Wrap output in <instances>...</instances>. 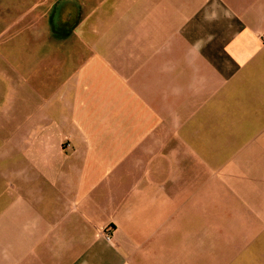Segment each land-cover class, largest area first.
I'll return each mask as SVG.
<instances>
[{
  "label": "crops",
  "instance_id": "1",
  "mask_svg": "<svg viewBox=\"0 0 264 264\" xmlns=\"http://www.w3.org/2000/svg\"><path fill=\"white\" fill-rule=\"evenodd\" d=\"M85 2L0 0V264H264V0Z\"/></svg>",
  "mask_w": 264,
  "mask_h": 264
},
{
  "label": "rangeland",
  "instance_id": "2",
  "mask_svg": "<svg viewBox=\"0 0 264 264\" xmlns=\"http://www.w3.org/2000/svg\"><path fill=\"white\" fill-rule=\"evenodd\" d=\"M123 0H86L83 9L81 10H66L64 24L67 27L68 34L74 33L75 23L82 25V31L88 33H99V35L107 34L110 30H117L122 21H127L130 10L123 8ZM129 7L130 4L124 3ZM70 10V11H69ZM75 21V23H74ZM59 28V26L57 27ZM85 48V47H84ZM201 195V192H200ZM201 206V204H200ZM189 212L186 208V202L180 201L179 225H180V241L183 239L188 226ZM201 213L196 212L194 217V229L197 234L201 231L202 225ZM191 225H189L190 227Z\"/></svg>",
  "mask_w": 264,
  "mask_h": 264
},
{
  "label": "built area",
  "instance_id": "3",
  "mask_svg": "<svg viewBox=\"0 0 264 264\" xmlns=\"http://www.w3.org/2000/svg\"><path fill=\"white\" fill-rule=\"evenodd\" d=\"M106 239L107 240H110L111 239V234L109 232L106 234Z\"/></svg>",
  "mask_w": 264,
  "mask_h": 264
}]
</instances>
